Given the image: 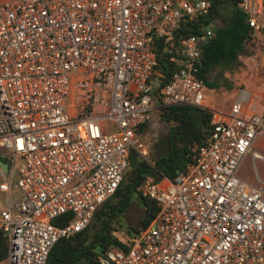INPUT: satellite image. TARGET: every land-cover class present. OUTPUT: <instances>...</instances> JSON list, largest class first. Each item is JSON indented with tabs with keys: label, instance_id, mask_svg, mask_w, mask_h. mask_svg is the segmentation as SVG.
Here are the masks:
<instances>
[{
	"label": "built area",
	"instance_id": "built-area-1",
	"mask_svg": "<svg viewBox=\"0 0 264 264\" xmlns=\"http://www.w3.org/2000/svg\"><path fill=\"white\" fill-rule=\"evenodd\" d=\"M208 6V0L0 2L5 264H44L59 238L84 229L114 194L128 152L147 161L139 126L171 106L207 110L209 134L172 177L159 172L141 180L136 194L156 203L155 215L95 264H264V181L251 185L236 174L247 153L264 161L251 149L264 135V85L234 87L223 109L204 99L196 71L213 30L182 32ZM237 7L262 45L264 75V0H239ZM158 52L175 66L164 79Z\"/></svg>",
	"mask_w": 264,
	"mask_h": 264
},
{
	"label": "trees",
	"instance_id": "trees-1",
	"mask_svg": "<svg viewBox=\"0 0 264 264\" xmlns=\"http://www.w3.org/2000/svg\"><path fill=\"white\" fill-rule=\"evenodd\" d=\"M238 1L208 0L207 14L182 32L202 34L206 27L213 30V36L206 39L201 46L200 62L196 71V76L207 89L219 85L231 88L229 83L223 82L225 78L222 73L235 67L245 43L253 38V30L246 24L244 14L237 7ZM215 68L217 74L209 78ZM156 69L163 75V79L175 69L168 53L158 52ZM158 115L168 124L163 135L164 153L153 160L147 157L145 161L135 151L130 150L126 157L127 166L112 197L96 208L84 229L68 238H59L51 246L44 264H73V260H81L83 264H95L106 249L122 246V240L113 223L122 222L121 214L132 195H135L141 205L139 229L146 226L155 215L156 203L137 195L136 186L147 176L155 178L160 172L172 177L178 170H182L191 161L196 146L206 140L210 131V113L201 108L171 106L159 111ZM147 122L139 126L138 133L144 131ZM127 230L128 233L138 231L133 228ZM6 250V237L0 229V260L5 258Z\"/></svg>",
	"mask_w": 264,
	"mask_h": 264
},
{
	"label": "rangeland",
	"instance_id": "rangeland-1",
	"mask_svg": "<svg viewBox=\"0 0 264 264\" xmlns=\"http://www.w3.org/2000/svg\"><path fill=\"white\" fill-rule=\"evenodd\" d=\"M263 59L262 45L259 39L253 34L252 40L244 45L243 52L237 57L236 65L231 71L225 70L222 76L223 82L229 83L231 88L225 85H219L216 88H205V100L213 107L226 108L234 95V87L243 86L252 91H261L264 85L263 78ZM215 68L209 75L212 78L217 74ZM220 82V77L218 78ZM223 83V84H224ZM159 112L154 113L148 120L144 131L141 133V139L147 146L148 157L153 160L164 153V140L168 124L160 119ZM251 149L261 156H264V135L258 137L253 142ZM152 164V162H151ZM237 176L251 185L257 184V179L264 181V161L259 158H252L247 153L242 158L236 172ZM14 196V194H12ZM0 198V205L3 204ZM141 205L135 195L130 196L126 208L121 214L122 222L113 223L120 238L128 233L127 228L139 230L141 219ZM73 264H83L81 260H73Z\"/></svg>",
	"mask_w": 264,
	"mask_h": 264
},
{
	"label": "crops",
	"instance_id": "crops-1",
	"mask_svg": "<svg viewBox=\"0 0 264 264\" xmlns=\"http://www.w3.org/2000/svg\"><path fill=\"white\" fill-rule=\"evenodd\" d=\"M1 1H5V0H0V2ZM207 102H208V100H206ZM209 104V103H208ZM210 105V104H209ZM0 182H1V178H0ZM250 184V183H249ZM9 193H10V197L12 198V199H14V198H16L17 197V195H18V191L14 188V187H10V191H9ZM12 194H14V196L12 195ZM0 198H2L3 199V204H1L0 205V210L4 207V205H5V198H6V192L5 191H3V190H1L0 189ZM0 264H5V261H4V259L3 260H0Z\"/></svg>",
	"mask_w": 264,
	"mask_h": 264
},
{
	"label": "water",
	"instance_id": "water-1",
	"mask_svg": "<svg viewBox=\"0 0 264 264\" xmlns=\"http://www.w3.org/2000/svg\"><path fill=\"white\" fill-rule=\"evenodd\" d=\"M0 169L2 172L6 171V163L0 159Z\"/></svg>",
	"mask_w": 264,
	"mask_h": 264
}]
</instances>
